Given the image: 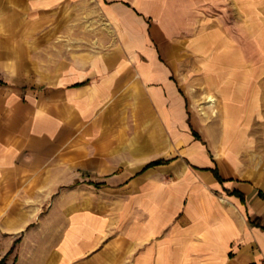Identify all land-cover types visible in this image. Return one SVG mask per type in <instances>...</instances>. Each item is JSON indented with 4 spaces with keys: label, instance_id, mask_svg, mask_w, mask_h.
Masks as SVG:
<instances>
[{
    "label": "crops",
    "instance_id": "0c3cea01",
    "mask_svg": "<svg viewBox=\"0 0 264 264\" xmlns=\"http://www.w3.org/2000/svg\"><path fill=\"white\" fill-rule=\"evenodd\" d=\"M2 261L264 264V0H0Z\"/></svg>",
    "mask_w": 264,
    "mask_h": 264
},
{
    "label": "rangeland",
    "instance_id": "374dc122",
    "mask_svg": "<svg viewBox=\"0 0 264 264\" xmlns=\"http://www.w3.org/2000/svg\"><path fill=\"white\" fill-rule=\"evenodd\" d=\"M87 8L83 5H70L66 3L65 8L62 13L58 15V21L64 22V27L50 29V34L54 38H60L66 43H70L69 46L71 49L73 47H90L96 48V46L102 45L98 40L101 39L104 41L105 31L102 29L103 18L98 13L93 17L89 15ZM85 11V12H84ZM104 43V42H102ZM73 46V47H72ZM84 176V175H83ZM88 185H95L99 187V184L86 181ZM65 186L66 197H70V190ZM56 190L49 192V203L55 197ZM0 264H4L2 261Z\"/></svg>",
    "mask_w": 264,
    "mask_h": 264
},
{
    "label": "trees",
    "instance_id": "16d2710c",
    "mask_svg": "<svg viewBox=\"0 0 264 264\" xmlns=\"http://www.w3.org/2000/svg\"><path fill=\"white\" fill-rule=\"evenodd\" d=\"M157 164H160V162L151 163L149 166H154V165H157ZM216 175H217V173H216Z\"/></svg>",
    "mask_w": 264,
    "mask_h": 264
}]
</instances>
